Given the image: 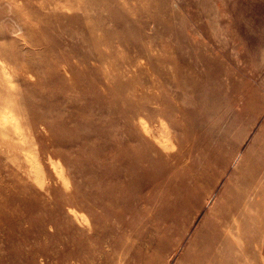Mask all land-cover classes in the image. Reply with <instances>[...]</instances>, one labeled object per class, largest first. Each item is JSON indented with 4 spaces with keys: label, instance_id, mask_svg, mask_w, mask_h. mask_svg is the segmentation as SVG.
Returning a JSON list of instances; mask_svg holds the SVG:
<instances>
[{
    "label": "rangeland",
    "instance_id": "obj_1",
    "mask_svg": "<svg viewBox=\"0 0 264 264\" xmlns=\"http://www.w3.org/2000/svg\"><path fill=\"white\" fill-rule=\"evenodd\" d=\"M260 189L264 0H0V264H264Z\"/></svg>",
    "mask_w": 264,
    "mask_h": 264
},
{
    "label": "bare ground",
    "instance_id": "obj_2",
    "mask_svg": "<svg viewBox=\"0 0 264 264\" xmlns=\"http://www.w3.org/2000/svg\"><path fill=\"white\" fill-rule=\"evenodd\" d=\"M260 194H264V190L263 189H260ZM238 196L240 197L241 196V193L240 192H238ZM246 199V198H245ZM251 199V198H250ZM240 201V200H239ZM264 201V200H263ZM243 204H244V202H243ZM250 206H254V202H249L248 203ZM243 206V205H242ZM244 207H245V205H244ZM247 208V207H246ZM256 209V208H255ZM245 211V210H244ZM248 212V211H247ZM264 214V213H263ZM259 215V214H258ZM263 217H264V215H263ZM233 220V219H232ZM246 220H249V218H246ZM259 220V219H258ZM240 221V220H239ZM260 221V220H259ZM259 224H262L261 222L259 223ZM256 225V224H255ZM264 226V225H263ZM227 231V230H226ZM238 232V231H237ZM232 236V235H231ZM237 242V241H236ZM240 245V244H239ZM219 251V250H218ZM202 255V254H201Z\"/></svg>",
    "mask_w": 264,
    "mask_h": 264
}]
</instances>
